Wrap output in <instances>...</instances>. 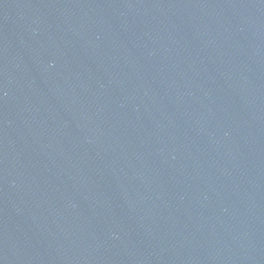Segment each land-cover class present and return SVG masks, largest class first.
<instances>
[{
	"label": "water",
	"instance_id": "1",
	"mask_svg": "<svg viewBox=\"0 0 264 264\" xmlns=\"http://www.w3.org/2000/svg\"><path fill=\"white\" fill-rule=\"evenodd\" d=\"M0 264H264V0H0Z\"/></svg>",
	"mask_w": 264,
	"mask_h": 264
}]
</instances>
